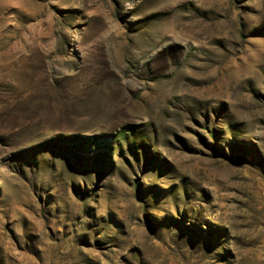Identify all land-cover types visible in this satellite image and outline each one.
<instances>
[{"label": "rangeland", "instance_id": "rangeland-1", "mask_svg": "<svg viewBox=\"0 0 264 264\" xmlns=\"http://www.w3.org/2000/svg\"><path fill=\"white\" fill-rule=\"evenodd\" d=\"M0 264H264V0H0Z\"/></svg>", "mask_w": 264, "mask_h": 264}]
</instances>
